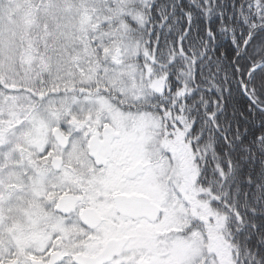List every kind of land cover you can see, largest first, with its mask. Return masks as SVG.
<instances>
[{
    "label": "snow or ice",
    "instance_id": "obj_1",
    "mask_svg": "<svg viewBox=\"0 0 264 264\" xmlns=\"http://www.w3.org/2000/svg\"><path fill=\"white\" fill-rule=\"evenodd\" d=\"M0 264H264V0H0Z\"/></svg>",
    "mask_w": 264,
    "mask_h": 264
}]
</instances>
